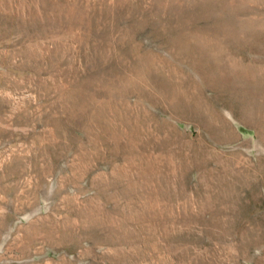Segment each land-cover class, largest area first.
<instances>
[{
  "label": "rangeland",
  "instance_id": "rangeland-1",
  "mask_svg": "<svg viewBox=\"0 0 264 264\" xmlns=\"http://www.w3.org/2000/svg\"><path fill=\"white\" fill-rule=\"evenodd\" d=\"M0 264H264V0H0Z\"/></svg>",
  "mask_w": 264,
  "mask_h": 264
},
{
  "label": "bare ground",
  "instance_id": "bare-ground-1",
  "mask_svg": "<svg viewBox=\"0 0 264 264\" xmlns=\"http://www.w3.org/2000/svg\"><path fill=\"white\" fill-rule=\"evenodd\" d=\"M202 43H203V45H202V46H203V50H204V51H207L208 48H209V47H208L209 45H208L207 43L205 44L204 42H202ZM202 43H201V44H202ZM207 47H208V48H207ZM214 61H215V60H214ZM250 93H251V92H250Z\"/></svg>",
  "mask_w": 264,
  "mask_h": 264
}]
</instances>
